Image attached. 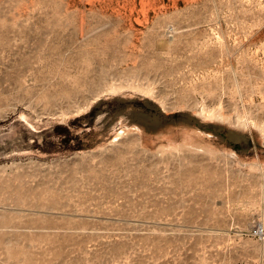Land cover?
Returning a JSON list of instances; mask_svg holds the SVG:
<instances>
[{
    "label": "rangeland",
    "instance_id": "1",
    "mask_svg": "<svg viewBox=\"0 0 264 264\" xmlns=\"http://www.w3.org/2000/svg\"><path fill=\"white\" fill-rule=\"evenodd\" d=\"M0 264H264V0H0Z\"/></svg>",
    "mask_w": 264,
    "mask_h": 264
},
{
    "label": "built area",
    "instance_id": "2",
    "mask_svg": "<svg viewBox=\"0 0 264 264\" xmlns=\"http://www.w3.org/2000/svg\"><path fill=\"white\" fill-rule=\"evenodd\" d=\"M254 233H255V235H261L262 234V232L259 229H255Z\"/></svg>",
    "mask_w": 264,
    "mask_h": 264
}]
</instances>
